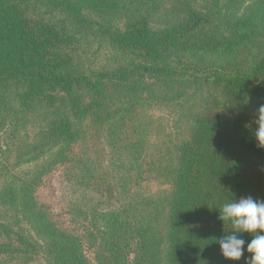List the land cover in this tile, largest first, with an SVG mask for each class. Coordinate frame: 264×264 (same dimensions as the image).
Masks as SVG:
<instances>
[{
	"label": "trees",
	"instance_id": "1",
	"mask_svg": "<svg viewBox=\"0 0 264 264\" xmlns=\"http://www.w3.org/2000/svg\"><path fill=\"white\" fill-rule=\"evenodd\" d=\"M209 1H226L230 6L240 2ZM32 3L61 18L54 21L34 16ZM120 8L115 0H0V90L6 84L12 88L16 117L36 101L55 107L61 99L54 94L64 93L71 114L78 121L91 120L90 129L96 131L97 138L110 151L116 150L118 159L113 163L109 159L107 176L118 188L121 201L100 214L107 221L108 232L102 233L100 264H130L129 255L135 258L133 264L244 262L242 257L235 261L224 258L216 241L232 234L231 225L218 218L219 207L240 198L254 199L256 194L248 168L264 159V150L255 144L247 122L239 115L229 120L207 114L212 97L208 92L204 108L194 114L190 134L178 144L170 165L164 159H150L149 128L137 120L133 100L110 107L103 97L107 84H127L136 74L199 82L200 74L187 71L186 61L212 58L219 66L203 80L208 89H222L227 99L239 105L264 100V57L248 69L229 64L264 32V0L228 18L224 25L229 34L225 36L208 30V16L199 13L184 14L173 26L159 29L145 19L120 29L93 19ZM87 35H95L99 49L113 50L129 60L111 69L77 67L72 53ZM76 92H85L89 100L83 102ZM3 103L0 97V105ZM127 123L132 126L125 132ZM76 139L77 131L71 129L67 117L51 122V148L68 147ZM118 140L126 143L118 146ZM19 166L7 157L0 161V206L16 214L12 222L0 223V264L6 263L5 257L20 260V264H87L78 240L55 228L34 202L32 193L40 183L42 168L37 165L15 172ZM131 187L135 191L131 192ZM99 189L109 195L115 191L106 182ZM35 223L38 232L33 230L34 239L22 227ZM238 236L245 240L246 248L251 234ZM133 247L135 252H130ZM150 248H159L158 260L150 259Z\"/></svg>",
	"mask_w": 264,
	"mask_h": 264
},
{
	"label": "rangeland",
	"instance_id": "2",
	"mask_svg": "<svg viewBox=\"0 0 264 264\" xmlns=\"http://www.w3.org/2000/svg\"><path fill=\"white\" fill-rule=\"evenodd\" d=\"M115 2L121 10L93 19L112 29H120L133 21L145 19L152 28L159 29L173 26L184 14L199 13L208 16V30L225 36L229 34L225 29V21L245 13L257 0H240L232 6L227 5L226 1L217 3L209 0H157L156 3L150 0H115ZM30 12L34 16L54 21L61 18V15L37 3H32ZM72 54L79 68L102 65L111 69L123 64V60H129L115 54L113 50H106L102 46L99 49L95 35L85 36ZM263 57L264 32L246 44L229 64L248 69ZM186 62L187 71L196 70L200 74L199 82L136 74L127 84L113 83L106 86L103 97L105 105L120 107L128 105L133 100L132 107H136L137 120L139 122L143 120L149 128L150 140L147 151L148 154H152L150 157L152 161L159 158L173 165L177 146L189 136L193 116L204 108V97L208 92H212V97L207 102L205 109L207 114L229 120L239 115L247 122L251 131L255 127L257 110L264 105V100L239 105L227 99L222 89H208L203 80L209 72L219 66L214 65L212 58L205 62L198 60ZM179 64L181 65V61ZM10 94L12 88L6 84L0 90V97L4 98V103L0 105V161L7 157L11 164L19 163L20 168L15 167V172L17 170L26 172L37 165L42 168L40 183L32 193L38 210L47 216L55 228L78 240L87 264H100L102 262L100 258L104 256L102 233L106 235L108 233L105 230L107 221L100 214L107 212L109 208L117 207L121 201L118 188L107 176L108 165L111 164L109 159L112 163L118 159L116 150L110 151L101 138H97L96 131L90 129L93 125L91 120L78 121L76 116L71 114L64 93L54 94L57 99H61L55 107L45 101H36L29 111L22 112L17 117L13 113L15 107ZM76 94L83 102L89 100L85 92ZM62 117L69 119L71 129L77 131V139L68 147L51 148L48 140L51 122ZM114 123L117 125L119 122L115 120ZM130 124L127 123L125 132L132 126ZM126 137L127 135L123 136ZM116 143L123 146L126 142L118 140ZM255 144L257 145L256 141ZM38 159L40 162H35ZM117 169H120L119 164ZM248 177L256 189L254 200L264 201V159L250 164ZM104 182L114 186L116 192L109 195L101 191L99 186ZM129 190L133 192L135 188L131 187ZM15 215L4 211L0 206V223L12 222ZM28 226L22 228L28 230L29 235L33 237L35 235L33 230L38 232L34 229L37 223L29 228ZM251 239L250 237L246 240V246ZM2 243H5L4 239ZM152 249L150 259L158 260L159 248H150ZM129 250L135 252L134 247ZM250 255L244 252L242 258L246 260ZM134 259L133 255L128 256L130 264L134 263ZM4 260L6 261L4 264H20V260L11 261V257H5ZM237 264H245V261Z\"/></svg>",
	"mask_w": 264,
	"mask_h": 264
},
{
	"label": "clouds",
	"instance_id": "3",
	"mask_svg": "<svg viewBox=\"0 0 264 264\" xmlns=\"http://www.w3.org/2000/svg\"><path fill=\"white\" fill-rule=\"evenodd\" d=\"M252 135L259 148L264 149V105L256 113ZM247 127V126H246ZM218 218L231 225V235L218 241L221 254L229 260H239L244 252L250 255L245 264H264V201L254 200L251 196L223 203L219 207ZM249 233L252 239L247 243L238 234Z\"/></svg>",
	"mask_w": 264,
	"mask_h": 264
}]
</instances>
